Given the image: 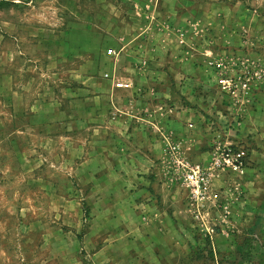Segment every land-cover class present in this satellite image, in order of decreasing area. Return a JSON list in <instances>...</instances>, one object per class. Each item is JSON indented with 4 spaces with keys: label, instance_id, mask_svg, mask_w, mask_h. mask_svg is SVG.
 <instances>
[{
    "label": "rangeland",
    "instance_id": "1",
    "mask_svg": "<svg viewBox=\"0 0 264 264\" xmlns=\"http://www.w3.org/2000/svg\"><path fill=\"white\" fill-rule=\"evenodd\" d=\"M261 108L264 0H0V264H264Z\"/></svg>",
    "mask_w": 264,
    "mask_h": 264
},
{
    "label": "built area",
    "instance_id": "2",
    "mask_svg": "<svg viewBox=\"0 0 264 264\" xmlns=\"http://www.w3.org/2000/svg\"><path fill=\"white\" fill-rule=\"evenodd\" d=\"M108 75V74H107ZM118 87H129V82L117 81ZM249 155L244 148L234 150L231 146H225L217 152L214 158V165L212 168L217 167L218 169H231V170H244L247 164ZM187 181L192 183L194 186L200 185L202 177V168L200 166H194L187 171L185 175Z\"/></svg>",
    "mask_w": 264,
    "mask_h": 264
},
{
    "label": "crops",
    "instance_id": "3",
    "mask_svg": "<svg viewBox=\"0 0 264 264\" xmlns=\"http://www.w3.org/2000/svg\"><path fill=\"white\" fill-rule=\"evenodd\" d=\"M137 95L138 96H135L133 93H132V98H130V96L127 98V101H128V105H123V108L125 109V110H122L121 109V104L118 102V101H116V103H115V101H112L113 102V105H114V108L116 109V110H119L120 112H121V114L123 113H125V114H128V113H131V114H133L134 115V111H136V107H137V102H138V99H139V102H140V105L142 104L141 102H142V97H141V91H140V89L138 88V90H137ZM151 94H152V92H151ZM140 96V97H139ZM138 102V103H139ZM153 102H154V100H153ZM130 103H131V105H130ZM148 105H153V103L151 102H149L148 103ZM148 112H149V114H150V110L148 109L147 110ZM251 114V118L252 119H257V120H260V119H262V116L264 115V109L263 108H261V109H259V111H256L255 113H250ZM255 124L256 125H258V126H260V127H262V125H263V123L261 122V120L259 121V123H256L255 122ZM257 154V156L256 157H258V155H259V153H256ZM257 161H259V159H257ZM262 188L264 189V186H262ZM256 211H260V213L262 212V211H264V204H261V206H259L258 208H256ZM261 215H264L263 213L261 214Z\"/></svg>",
    "mask_w": 264,
    "mask_h": 264
}]
</instances>
